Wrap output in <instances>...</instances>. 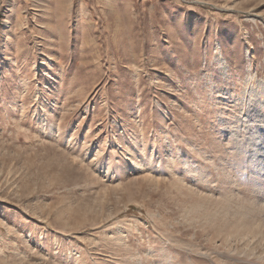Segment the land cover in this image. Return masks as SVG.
<instances>
[{"label":"rangeland","instance_id":"1","mask_svg":"<svg viewBox=\"0 0 264 264\" xmlns=\"http://www.w3.org/2000/svg\"><path fill=\"white\" fill-rule=\"evenodd\" d=\"M0 264H264V0H0Z\"/></svg>","mask_w":264,"mask_h":264}]
</instances>
